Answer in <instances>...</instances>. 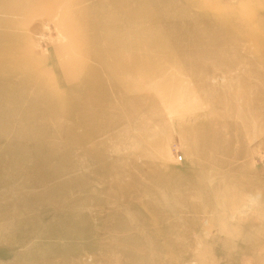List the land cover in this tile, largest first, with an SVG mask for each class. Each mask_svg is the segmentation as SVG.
I'll list each match as a JSON object with an SVG mask.
<instances>
[{
  "label": "rangeland",
  "instance_id": "374dc122",
  "mask_svg": "<svg viewBox=\"0 0 264 264\" xmlns=\"http://www.w3.org/2000/svg\"><path fill=\"white\" fill-rule=\"evenodd\" d=\"M0 47V264H264V0H0Z\"/></svg>",
  "mask_w": 264,
  "mask_h": 264
},
{
  "label": "bare ground",
  "instance_id": "6f19581e",
  "mask_svg": "<svg viewBox=\"0 0 264 264\" xmlns=\"http://www.w3.org/2000/svg\"><path fill=\"white\" fill-rule=\"evenodd\" d=\"M6 1V0H5ZM129 12H130V16L131 17H138L140 16L141 12L139 9H129ZM131 23V22H130ZM104 28V27H103ZM98 30H102L99 27H97ZM108 30L107 33H105V35L103 36V34L101 35H96L94 36V38L90 39L91 41V45L93 46V49L91 50V52L89 53V59L90 60H93L96 64H98L99 66L101 67H106V69H111V68H114L116 71H118L119 73L120 72H123V73H132L134 72L135 70V62H136V59L135 55H138L136 54L137 52H139V50L135 51L134 48L135 46H137L136 42H143L141 39L139 38H142V37H138L136 36V34L134 33L131 37H128L126 40H122L120 42H118L116 40V37L114 35L113 32H111L109 29H106ZM146 36V34H144ZM139 36H142V35H139ZM141 40V41H140ZM101 41L105 42V46H101ZM137 42V43H138ZM146 42H144L145 44ZM143 44V45H144ZM139 45V44H138ZM142 45V46H143ZM146 45V44H145ZM156 45V44H155ZM140 46V45H139ZM138 47V46H137ZM136 47V48H137ZM157 47V46H156ZM160 47V46H158ZM156 48L157 51L159 48ZM140 48V47H139ZM154 49H155V46H154ZM153 48L150 50H154ZM163 50V47L160 48V50ZM143 50V49H142ZM134 51H135V54H134ZM144 51V50H143ZM17 52V49L15 48H2L0 47V57L1 55H3L4 57H13L14 58V55L15 53ZM149 52V51H148ZM146 52V53H148ZM155 52V50H154ZM149 56V55H148ZM16 57V56H15ZM146 57V56H145ZM151 58V57H150ZM14 60V59H12ZM17 60V59H16ZM138 60V58H137ZM146 60V58H145ZM141 61V60H140ZM139 61V62H140ZM11 63V61H9ZM143 60H142V64H143ZM151 62V61H150ZM7 63V62H6ZM5 63V64H6ZM8 63V64H10ZM141 64V63H140ZM141 64V65H142ZM4 65V63H3ZM111 65V66H109ZM137 65V64H136ZM145 65L147 66L146 62H145ZM143 66V65H142ZM11 67V66H10ZM19 68V67H18ZM146 68V67H144ZM9 70V68H8ZM92 70V71H91ZM90 72H95L93 69H91ZM12 71V69H11ZM14 71V70H13ZM16 72V71H15ZM14 73V72H13ZM29 74V73H28ZM28 74L26 76H28ZM14 75V74H13ZM30 76V75H29ZM111 76H115L113 74H111ZM4 79V78H2ZM6 79V78H5ZM114 79V78H113ZM115 80V79H114ZM92 81L90 80H84L83 83H84V86L87 90L91 89L92 87ZM88 84L90 85V87L88 88ZM77 99V98H75ZM83 98L81 95H79V101H81ZM67 117H70L71 114H67L66 115ZM89 138V137H88ZM50 161V160H49ZM52 178V177H51ZM56 179V178H55ZM49 180V179H48ZM65 215V214H64ZM70 218V217H69ZM65 222V221H64ZM74 222V221H73ZM69 223V222H68ZM67 224V223H66Z\"/></svg>",
  "mask_w": 264,
  "mask_h": 264
},
{
  "label": "built area",
  "instance_id": "2783aa9c",
  "mask_svg": "<svg viewBox=\"0 0 264 264\" xmlns=\"http://www.w3.org/2000/svg\"><path fill=\"white\" fill-rule=\"evenodd\" d=\"M177 161H181V157L180 156H177Z\"/></svg>",
  "mask_w": 264,
  "mask_h": 264
}]
</instances>
